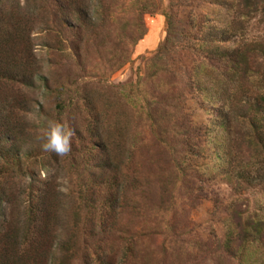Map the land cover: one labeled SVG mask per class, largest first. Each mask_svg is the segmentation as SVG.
Returning a JSON list of instances; mask_svg holds the SVG:
<instances>
[{
	"label": "rangeland",
	"instance_id": "obj_1",
	"mask_svg": "<svg viewBox=\"0 0 264 264\" xmlns=\"http://www.w3.org/2000/svg\"><path fill=\"white\" fill-rule=\"evenodd\" d=\"M146 1L0 0V264H264V0Z\"/></svg>",
	"mask_w": 264,
	"mask_h": 264
},
{
	"label": "clouds",
	"instance_id": "obj_2",
	"mask_svg": "<svg viewBox=\"0 0 264 264\" xmlns=\"http://www.w3.org/2000/svg\"><path fill=\"white\" fill-rule=\"evenodd\" d=\"M71 136L72 132L66 129L62 123L49 120L38 137L40 149L43 152L63 156L70 151Z\"/></svg>",
	"mask_w": 264,
	"mask_h": 264
},
{
	"label": "trees",
	"instance_id": "obj_3",
	"mask_svg": "<svg viewBox=\"0 0 264 264\" xmlns=\"http://www.w3.org/2000/svg\"><path fill=\"white\" fill-rule=\"evenodd\" d=\"M144 3H145L146 5L149 4V2L146 1V0H144ZM85 12H86V11H85ZM85 12H84V13H85ZM166 18H167V22H168L169 16H167ZM263 106H264V104H262V102H261L260 104L255 105L254 108H253V109H254V112H255V113H258V112L260 111V109H264V108H262ZM15 258H16V256L13 254V255H12V259H11V263H12V264H14V263L16 262Z\"/></svg>",
	"mask_w": 264,
	"mask_h": 264
}]
</instances>
